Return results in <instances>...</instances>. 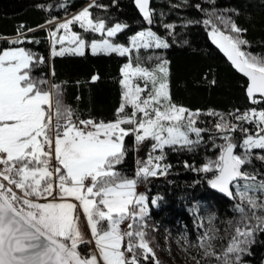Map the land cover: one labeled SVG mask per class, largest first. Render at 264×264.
Listing matches in <instances>:
<instances>
[{
	"label": "snow or ice",
	"instance_id": "obj_1",
	"mask_svg": "<svg viewBox=\"0 0 264 264\" xmlns=\"http://www.w3.org/2000/svg\"><path fill=\"white\" fill-rule=\"evenodd\" d=\"M134 3L151 25L150 0ZM105 7L91 0L71 18L54 17L47 23L52 25L53 57L84 56L89 50L93 55L129 56L136 50L121 69L122 102L113 120L81 119L64 102L61 84L33 75L46 60L15 46L31 42L24 25L9 41L12 46L0 49V264H160L145 230H157L147 223L149 198L138 193L137 186L168 173L171 165L162 163L165 146L194 151L205 142L203 133H220V144L216 135L209 136L218 156L201 167L187 162L185 167L207 174L210 188L239 202L234 204L237 216L228 221L223 235L213 224L215 216L208 217V229L191 245L202 250L196 264H243L256 236L264 234V178H258L262 174L255 169L246 170L253 160L264 163V55L247 51L249 42L242 36L246 29L231 16L213 11L203 21L211 26L212 42L247 78L246 96L256 107L226 115L209 111L207 115L217 120L213 128H201L200 110L173 102L168 62L139 55L141 49H166L169 44L150 28L132 36L131 47L113 43L109 38L128 25L109 26L90 11ZM76 25L107 38L89 42L73 31ZM154 60V67L145 66ZM129 136L137 148L151 142V151L137 162L132 178L117 169L128 152ZM150 203L156 206L158 201ZM85 223L90 238L83 230Z\"/></svg>",
	"mask_w": 264,
	"mask_h": 264
},
{
	"label": "trees",
	"instance_id": "obj_2",
	"mask_svg": "<svg viewBox=\"0 0 264 264\" xmlns=\"http://www.w3.org/2000/svg\"><path fill=\"white\" fill-rule=\"evenodd\" d=\"M96 2L106 7L90 9L95 16L105 19L109 26L115 23L128 25L117 34L115 42L127 45L131 35L150 28L169 44L166 49H141L139 53L162 55L168 62L173 102L192 111L200 110L206 127L213 128L217 120V117H208L209 111L226 115L236 109L243 112L256 107L246 96L247 78L212 42L209 35L211 26H206L203 21L213 11L231 16L239 27L246 29L242 36L249 42L247 51L264 55V0H150L151 25L144 21L134 0ZM87 3L88 0H0V49L12 46L9 41L16 39L17 30L24 25L27 41L31 42L15 46L24 47L46 60L34 69L33 75L61 84L64 102L76 110L81 119L110 121L115 118L116 109L122 102L121 69L135 55H93L89 51L84 56L53 57L50 54L45 28L49 25L47 21L54 17L60 20ZM165 25L174 27L169 29ZM29 28L34 31L28 32ZM94 75L99 77L95 82L91 79ZM237 135L239 143L240 134ZM208 137L204 135L205 142L194 151L164 148L163 163L171 165L168 173L164 178L142 182L145 185L143 193L149 198L150 218L147 223L156 231L166 228L169 232L186 233V249L196 260L202 256V250L191 245H196L206 231L200 214L203 205L209 214L215 216L213 224L223 235L228 221L237 216L234 204L239 202L238 198H229L210 188L207 174L185 167V162L201 167L206 159L217 156L218 151L212 147ZM125 144L128 152L117 169L132 178L137 170L136 147L131 136L125 138ZM254 169L262 174L258 178H264V163L253 160L246 170L251 172ZM152 199L158 201L156 206L151 205ZM146 230L153 244L156 232L151 228ZM242 259L243 264H264V234L256 236L251 254L244 255ZM160 264L165 263L162 260ZM201 264L205 262L201 261Z\"/></svg>",
	"mask_w": 264,
	"mask_h": 264
},
{
	"label": "rangeland",
	"instance_id": "obj_3",
	"mask_svg": "<svg viewBox=\"0 0 264 264\" xmlns=\"http://www.w3.org/2000/svg\"><path fill=\"white\" fill-rule=\"evenodd\" d=\"M90 2H91V0H88V3L84 7H86ZM84 7H82L78 11H76V12H74V13L68 15V16H65L64 18H62V19H60L58 21H62V20L71 18L73 15L78 14ZM49 26H50V24L49 25H45V28L48 31L49 43H50V50H51V40H50V35H49V32H50ZM73 31L79 32L89 42L91 40H93V39L100 40L102 38H107L106 36L102 37L100 33H85L84 30L81 29V28H79L78 25H76V26L73 27ZM135 34H133V35H131L129 37V42H128L127 45H123V44H121L119 42H115V40H114L115 37H112V38H109V39H111V41L113 43H115V44H120V45H122L124 47H131L130 38L132 36H134ZM57 47H59V46H57ZM161 49H165V48H161ZM89 52H90V50H89ZM131 55H137L135 49L132 50V54ZM131 55H129L128 57H130ZM139 55H141L142 57L143 56L151 55L153 57H161L163 59L162 55L159 54V53H153V54H143V53L141 54V53H139ZM128 63H126V64H128ZM156 63H158V61H155L154 60L152 62H149V64L146 65V66L154 67ZM126 64H124L123 67ZM121 75H122V73H121ZM139 83L141 84V86H143V81H139ZM121 87H122V85H121ZM122 91H123V88H122ZM127 110L130 111L131 109H127ZM204 121L205 120L203 119V117H200L199 116L198 117V124H197V126L198 127H201V128H209V125H208V127L205 126V122ZM232 122L233 123H239L237 121H232ZM245 126L248 127L249 125L245 124ZM209 129H211V127ZM237 134H239V133H237ZM237 134H236V137H238ZM202 135L203 136L204 135H209V136L210 135H216L217 136L216 143L217 144H220V143L223 142L221 139H219L220 133H203ZM210 141H212V140L210 139ZM150 143L151 142H145L144 144H141L138 148L137 147L135 148V158H136V166H137L136 169L139 167V165H138L137 162L138 161L145 160L146 157H147V154L151 151ZM166 147L167 146H165V148ZM237 150H240V149H237ZM217 151H218L217 152V156H218L219 149H217ZM155 154H159V150H157V152L154 153V155ZM217 156H215V157H213L211 159H216ZM165 176L166 175H158L157 177H149L146 181H148V180H157L159 178H164ZM144 189H145V185L143 183L142 184L141 183L138 184V186H137V192L138 193H143L144 192ZM143 194H145V193H143ZM149 209H150V207H149ZM200 214H201L202 224H203V226L207 230L208 227H209L208 217L211 214L208 213V209H207V207L205 205H203ZM121 227L122 228H125L126 227V224L125 225H121ZM155 232H156V234H155L154 239H153L154 240V243L152 244L151 241H150V247H152L155 250L156 256H157V258H158L159 261H162L163 260V262L165 264H196L197 260L193 258L194 255H191L189 253V251L186 249V245H188V241H187L188 238H187L186 233L185 234H180V233H176V232H169L166 228H161L160 230L155 231ZM185 240H186V242H185Z\"/></svg>",
	"mask_w": 264,
	"mask_h": 264
},
{
	"label": "crops",
	"instance_id": "obj_4",
	"mask_svg": "<svg viewBox=\"0 0 264 264\" xmlns=\"http://www.w3.org/2000/svg\"><path fill=\"white\" fill-rule=\"evenodd\" d=\"M84 232L86 233L87 237L90 238V232L88 231L87 225L86 223L84 224V228H83Z\"/></svg>",
	"mask_w": 264,
	"mask_h": 264
}]
</instances>
